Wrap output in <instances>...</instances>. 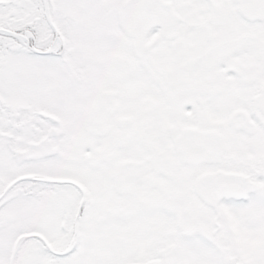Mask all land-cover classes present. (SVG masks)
<instances>
[{"label": "snow or ice", "instance_id": "1", "mask_svg": "<svg viewBox=\"0 0 264 264\" xmlns=\"http://www.w3.org/2000/svg\"><path fill=\"white\" fill-rule=\"evenodd\" d=\"M0 264H264V0H0Z\"/></svg>", "mask_w": 264, "mask_h": 264}]
</instances>
